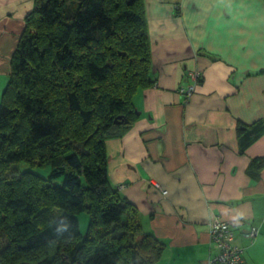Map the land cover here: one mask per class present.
Wrapping results in <instances>:
<instances>
[{
    "label": "trees",
    "instance_id": "obj_1",
    "mask_svg": "<svg viewBox=\"0 0 264 264\" xmlns=\"http://www.w3.org/2000/svg\"><path fill=\"white\" fill-rule=\"evenodd\" d=\"M24 21L0 99V264H157L165 245L109 180L105 148L155 83L144 0H34ZM257 126L237 122L241 147Z\"/></svg>",
    "mask_w": 264,
    "mask_h": 264
},
{
    "label": "crops",
    "instance_id": "obj_2",
    "mask_svg": "<svg viewBox=\"0 0 264 264\" xmlns=\"http://www.w3.org/2000/svg\"><path fill=\"white\" fill-rule=\"evenodd\" d=\"M154 85L133 96L136 120L106 141L109 180L165 245L157 264H207L214 219L246 264H264V0H144ZM34 0H0V99ZM199 84L185 101L178 91ZM237 122L261 135L240 145ZM251 227L257 235L246 236Z\"/></svg>",
    "mask_w": 264,
    "mask_h": 264
},
{
    "label": "built area",
    "instance_id": "obj_3",
    "mask_svg": "<svg viewBox=\"0 0 264 264\" xmlns=\"http://www.w3.org/2000/svg\"><path fill=\"white\" fill-rule=\"evenodd\" d=\"M189 75L192 77L193 83L185 87H179L178 89L185 100H188L192 96L200 79V72L193 71ZM256 235V227H251L246 233V236L250 239ZM210 237L217 251L207 264H246L242 257L241 248L232 243V231L226 222L214 219L210 225Z\"/></svg>",
    "mask_w": 264,
    "mask_h": 264
},
{
    "label": "rangeland",
    "instance_id": "obj_4",
    "mask_svg": "<svg viewBox=\"0 0 264 264\" xmlns=\"http://www.w3.org/2000/svg\"><path fill=\"white\" fill-rule=\"evenodd\" d=\"M10 169H15L18 171H32L43 177H46L50 170L48 164H44L43 166H30L27 163H18L15 166H11ZM78 219H79L80 230H81V233L83 234L87 227L88 216L85 213H82L78 215Z\"/></svg>",
    "mask_w": 264,
    "mask_h": 264
},
{
    "label": "bare ground",
    "instance_id": "obj_5",
    "mask_svg": "<svg viewBox=\"0 0 264 264\" xmlns=\"http://www.w3.org/2000/svg\"><path fill=\"white\" fill-rule=\"evenodd\" d=\"M185 101H187V100H185Z\"/></svg>",
    "mask_w": 264,
    "mask_h": 264
}]
</instances>
